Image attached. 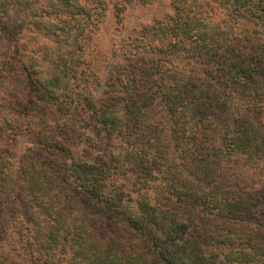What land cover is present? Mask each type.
I'll return each instance as SVG.
<instances>
[{
	"label": "trees",
	"instance_id": "obj_1",
	"mask_svg": "<svg viewBox=\"0 0 264 264\" xmlns=\"http://www.w3.org/2000/svg\"><path fill=\"white\" fill-rule=\"evenodd\" d=\"M133 1L0 0V264H264V0H138L102 80Z\"/></svg>",
	"mask_w": 264,
	"mask_h": 264
},
{
	"label": "rangeland",
	"instance_id": "obj_2",
	"mask_svg": "<svg viewBox=\"0 0 264 264\" xmlns=\"http://www.w3.org/2000/svg\"><path fill=\"white\" fill-rule=\"evenodd\" d=\"M167 5L168 2L145 6L135 0L128 5L124 13L125 19L122 22H118L114 11L109 13L108 19L101 25L89 49L93 53L95 51L101 56L103 55V58L106 59L104 66H107L101 72L102 80H105L109 69H111V54L116 52V48L121 44V41L126 39L135 28L142 24L161 19L168 10ZM24 146L25 143L20 142L17 150H24Z\"/></svg>",
	"mask_w": 264,
	"mask_h": 264
}]
</instances>
